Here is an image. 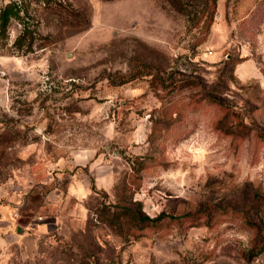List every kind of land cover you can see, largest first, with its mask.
Listing matches in <instances>:
<instances>
[{"label":"rangeland","instance_id":"rangeland-1","mask_svg":"<svg viewBox=\"0 0 264 264\" xmlns=\"http://www.w3.org/2000/svg\"><path fill=\"white\" fill-rule=\"evenodd\" d=\"M19 1L0 264H264V0Z\"/></svg>","mask_w":264,"mask_h":264},{"label":"trees","instance_id":"trees-1","mask_svg":"<svg viewBox=\"0 0 264 264\" xmlns=\"http://www.w3.org/2000/svg\"><path fill=\"white\" fill-rule=\"evenodd\" d=\"M213 5L216 0H208ZM174 6L179 10L184 7L181 0L172 1ZM41 3L51 6L60 5L57 0H41ZM176 4V5H175ZM204 14V13H203ZM18 23L20 29L11 43H9V29L12 23ZM38 23L34 21V17L29 14L28 6L23 1L10 0L0 5V52L9 54H28L34 53L36 50L47 46L45 37L38 30ZM258 202L264 204V197H259ZM162 215H159L161 218ZM149 221V219L146 217ZM260 241L256 242L249 249V254L254 256L264 251V243L258 247Z\"/></svg>","mask_w":264,"mask_h":264}]
</instances>
